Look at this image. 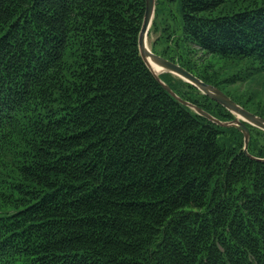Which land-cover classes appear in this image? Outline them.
Listing matches in <instances>:
<instances>
[{"label": "trees", "instance_id": "obj_1", "mask_svg": "<svg viewBox=\"0 0 264 264\" xmlns=\"http://www.w3.org/2000/svg\"><path fill=\"white\" fill-rule=\"evenodd\" d=\"M177 1L176 56L158 55L218 89L240 76L194 72L191 45L244 67L262 90L233 101L264 118V0ZM144 9L0 0V264H264V161L156 81L138 50ZM174 77L160 79L234 119ZM246 127L264 158V132Z\"/></svg>", "mask_w": 264, "mask_h": 264}, {"label": "water", "instance_id": "obj_2", "mask_svg": "<svg viewBox=\"0 0 264 264\" xmlns=\"http://www.w3.org/2000/svg\"><path fill=\"white\" fill-rule=\"evenodd\" d=\"M156 0H145V9L142 18L140 31L138 34V50L140 57L148 70L151 72L160 86L169 93L178 103L193 110L197 115L207 119L211 123L220 127H233L236 128L243 135V152L252 160L264 161V158H256L248 153V143L250 134L246 124H249L264 132V118L257 116L242 106L234 102L231 98L221 92L215 86L206 84L198 77L184 69L182 66L171 62L155 53H153L147 46V39L149 30L155 15ZM162 74H170L184 82L195 87L201 94L208 97L210 100L224 107L230 112L234 119L231 121H221L202 108L180 98L164 81L160 79Z\"/></svg>", "mask_w": 264, "mask_h": 264}, {"label": "rangeland", "instance_id": "obj_3", "mask_svg": "<svg viewBox=\"0 0 264 264\" xmlns=\"http://www.w3.org/2000/svg\"><path fill=\"white\" fill-rule=\"evenodd\" d=\"M179 7V1L177 0H158V2L156 3L155 13L158 32L150 31V33L148 34V46L150 50L155 40L160 36L161 32L165 35L170 32L171 35L169 44L166 40L160 39L159 42L155 45V54L157 55L162 54V51L167 50L170 56H176L175 50H177L178 48L174 46L175 42L174 44H172V42L175 38L181 35V17ZM164 29H167V31L165 32ZM190 50L191 53L187 58L194 72L196 71L195 68L201 69L200 67L213 62L212 68L218 71V77L226 78L236 74L240 76V80L236 84H224L222 86H219L221 92L227 95L232 100L240 102L244 98L250 96L249 93L251 91L259 92L262 90L261 88L263 85L256 83L253 80V77H246L244 67H235L232 65L233 63L230 64L227 60L225 61L223 59H214L202 52L198 47L194 45L190 46ZM171 82L175 84V86H179V81L178 79H175V77L171 79Z\"/></svg>", "mask_w": 264, "mask_h": 264}, {"label": "bare ground", "instance_id": "obj_4", "mask_svg": "<svg viewBox=\"0 0 264 264\" xmlns=\"http://www.w3.org/2000/svg\"><path fill=\"white\" fill-rule=\"evenodd\" d=\"M147 46H148V39H147ZM149 47V46H148Z\"/></svg>", "mask_w": 264, "mask_h": 264}]
</instances>
